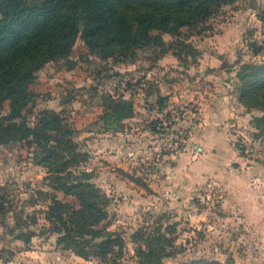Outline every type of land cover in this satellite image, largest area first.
Returning <instances> with one entry per match:
<instances>
[{
	"label": "rangeland",
	"instance_id": "rangeland-1",
	"mask_svg": "<svg viewBox=\"0 0 264 264\" xmlns=\"http://www.w3.org/2000/svg\"><path fill=\"white\" fill-rule=\"evenodd\" d=\"M224 25L239 27L232 34L235 45L207 65L202 41L220 35ZM212 26L201 35L183 30L167 36V54L181 57L167 67L153 48L115 63L100 60L78 39L71 71L64 60L38 71L30 86L37 97L25 116L32 126L43 112L61 118L60 129L49 131L57 146L54 169L41 163L36 144L0 145V264H102L60 245L45 220L54 194L74 200L54 190L71 171L89 173L111 199L103 225L124 237L117 264H142L133 241L141 231L166 235L171 253L163 264H264V136L258 120L264 111L242 101L245 81L239 77L248 64L264 65V50L254 53L264 48V0H233ZM107 95L128 101L133 115L103 117ZM159 95L166 99L163 110ZM9 109L6 102L0 114ZM57 172L65 178L57 180Z\"/></svg>",
	"mask_w": 264,
	"mask_h": 264
},
{
	"label": "trees",
	"instance_id": "trees-1",
	"mask_svg": "<svg viewBox=\"0 0 264 264\" xmlns=\"http://www.w3.org/2000/svg\"><path fill=\"white\" fill-rule=\"evenodd\" d=\"M233 0H0V107L9 102V112L0 114V145L10 142L36 144L42 151L41 163L48 169L57 146L49 134L61 127V118L48 114L29 124L25 111L37 94L30 86L47 63L64 60L67 69L72 50L82 39L91 54L115 63L133 60L139 50L153 48L163 57L170 50L164 34L175 37L183 30H196L198 35L213 31L210 21ZM189 52L192 46L181 44ZM264 48L256 49L255 54ZM181 60L178 54H174ZM241 99L251 101L264 111V65L248 64L239 73ZM248 99V101H247ZM166 99L158 96L157 107L165 108ZM105 118L110 114L122 121L134 113L126 100L114 96L103 98ZM264 136V115L258 119ZM153 127V132L156 128ZM53 171V170H51ZM57 180L65 177L59 176ZM64 184L54 190L63 191L73 201H62L54 194L44 211L50 232L58 235L60 245L77 256L89 260L99 258L102 264H117L123 254L124 237L103 225L109 216L111 199L91 183L87 172H68ZM3 203V202H2ZM3 209V207L1 208ZM31 236L24 239L30 243ZM166 235L138 232L133 241L142 264H163L170 256ZM165 241V243H164ZM179 264H227L206 259Z\"/></svg>",
	"mask_w": 264,
	"mask_h": 264
},
{
	"label": "crops",
	"instance_id": "crops-1",
	"mask_svg": "<svg viewBox=\"0 0 264 264\" xmlns=\"http://www.w3.org/2000/svg\"><path fill=\"white\" fill-rule=\"evenodd\" d=\"M216 20V17L213 18L211 21H210V24L212 25V23ZM213 29H214V26H212ZM221 28H223V32L220 34V35H211V36H206L204 38V40L202 41L203 44H207V53L204 54L203 56H205L206 59H202L203 63L207 64V65H210V61L213 62V63H217L218 62V54H222L226 51H229L231 50V47L235 45V40H234V37H232V34H235V30L239 27H237V25L233 26H227V25H224V26H221ZM167 36L170 37V35L168 34H164L163 35V39L164 41H168L167 40ZM224 37V42H222V38ZM227 37H230L227 38ZM229 39V40H227ZM233 39V40H231ZM216 53V54H215ZM160 65L162 67H167V63H178V60L175 56H173V54H166L164 57L161 58V60L159 61ZM168 68H166L167 70ZM71 71V70H70ZM214 74L217 73L216 72H213ZM163 74H164V71H163Z\"/></svg>",
	"mask_w": 264,
	"mask_h": 264
}]
</instances>
